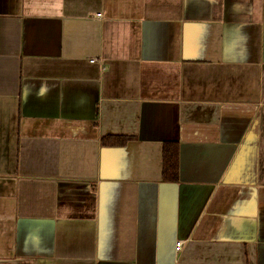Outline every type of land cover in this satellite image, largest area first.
<instances>
[{"label": "crops", "instance_id": "obj_1", "mask_svg": "<svg viewBox=\"0 0 264 264\" xmlns=\"http://www.w3.org/2000/svg\"><path fill=\"white\" fill-rule=\"evenodd\" d=\"M0 264H264V0H0Z\"/></svg>", "mask_w": 264, "mask_h": 264}, {"label": "trees", "instance_id": "obj_2", "mask_svg": "<svg viewBox=\"0 0 264 264\" xmlns=\"http://www.w3.org/2000/svg\"><path fill=\"white\" fill-rule=\"evenodd\" d=\"M128 140L127 136L105 135L101 138L102 145H121ZM163 179L174 181L178 173V146L174 142H165L163 146Z\"/></svg>", "mask_w": 264, "mask_h": 264}, {"label": "built area", "instance_id": "obj_3", "mask_svg": "<svg viewBox=\"0 0 264 264\" xmlns=\"http://www.w3.org/2000/svg\"><path fill=\"white\" fill-rule=\"evenodd\" d=\"M91 61H95V59H91Z\"/></svg>", "mask_w": 264, "mask_h": 264}]
</instances>
